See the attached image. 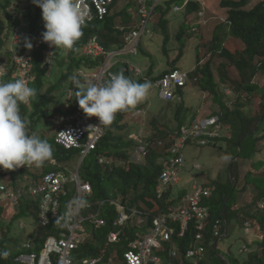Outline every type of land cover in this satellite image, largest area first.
<instances>
[{"label":"clouds","instance_id":"1","mask_svg":"<svg viewBox=\"0 0 264 264\" xmlns=\"http://www.w3.org/2000/svg\"><path fill=\"white\" fill-rule=\"evenodd\" d=\"M133 1L134 0H128L129 3ZM198 1L201 3V7L197 11L191 14L187 12V7L189 6V3L191 2V0H183L182 3H173L172 9L174 12L182 11V12H186L188 15H196V20L192 24V28L196 30L197 32L201 31L202 27L205 28V25L208 26L211 22H215V21L218 22L217 26L219 24H223L224 27L230 26L231 21L228 18V12H227V15L225 14L226 16L219 17L217 15H212V14L208 16L207 11H206L208 7L201 0H198ZM163 2L164 0H158V1L148 0L147 4H148L149 10L151 11V18L146 23H143L142 21L143 17L140 14L139 6L136 10L137 16L134 15L133 11L130 9L131 7H129L128 10L129 12L132 11L131 14H132L133 21L129 23L128 25L123 24L122 21H118L120 23L117 22L115 26L116 32L118 34H121L123 37L122 42L114 43L110 46V48L108 47L106 48L100 43L98 36L94 35L81 47L79 54H82L85 57H94V58L102 57L103 61L100 63V65L95 70L86 71L84 70L83 67H81L77 70L75 69L70 74L73 76L77 74V77L78 75H82L86 77V86L81 85L79 81H76V86L78 88V91L77 92L75 91L76 94L74 98H72L73 89L69 90L68 97L71 99V102H74V105L78 104L79 107L74 112L72 111L70 112L71 108L62 112L64 115H67V117H65V121L60 126H58L59 130L57 131L56 135L53 134V136L50 139H43L42 137L38 136V130L41 129L40 126L42 124V121L46 119L48 116L42 119V121L37 125V127L33 129L32 127H30V125H28L29 121L21 115L20 106L22 104L27 105L30 101L35 100L38 96L37 90L34 87L30 86V83L34 81L35 79V74L33 72V67H34L33 57L27 51V49L25 48V45L21 49L13 46L12 48L8 50L7 57H0V71H1V68H4V71H5L4 74H0V167H2L5 170H15L17 168L20 169L19 167H21V169L29 168L30 170L32 166H36L38 169L41 170V172L36 175L37 176L36 180L28 181L30 180V174H31V172H29L30 174H28L26 177L28 180L25 183L16 185L14 184L13 180L9 179L8 176H5L2 179H0V185L7 184V185H14V186H29L31 184L37 183V181L42 177V175L50 171H59L56 168L64 167V165H62L59 162V159L53 157V151H52L53 147H51V146H55L54 144H58L59 146L65 148L68 151H73L74 153L78 152L80 154V157L82 159H81L80 164L78 165L76 172L78 171V174L80 178L82 179V181L89 182L91 184L92 186L91 194L92 195L90 196V200L98 201L97 199L94 198V189H93L92 183L89 180H85L80 175V172H79L80 167L84 159L87 156L95 154L97 163L101 167H106V168L121 167L124 169H130L129 167L132 164L144 168L145 166L148 165L150 157L153 154H155L158 158L159 164L161 165V170L156 178V181H155L156 185H155V188L153 190V194L151 197H147V196L145 198L139 197L141 193L140 191L138 195L132 193L127 198H124L122 194L118 192V195L116 197L106 198L104 200L99 199V201H103L104 203V207L102 211L103 216H104L105 210L108 209V206H112L116 212L115 216L113 217L112 222L110 223L111 230H109L106 234V244L107 245L120 244L121 241H124L123 243L125 244V247L124 248L122 247L123 243L119 246V249L122 252L119 264H128L127 258L125 255L127 242L137 239L139 237H143L150 232V230L154 226L153 218L155 214L159 213L161 209H166L167 199L170 198L171 196H174V197H177V199H180L183 196H186L188 193H190L193 187L197 184H199V187L201 186L200 188H202L203 190L209 189L210 191V194L203 198V205H205L208 208V212H209V214L207 215L208 216L207 219L204 221L205 226H204V229L202 230L203 237H201L200 239L197 238V234L200 232V230L197 228L196 221H193L192 223H190L189 227L182 232H181L180 226L179 227L177 226L178 231L176 232V234H174L172 241H166L162 243L163 249H161L158 252L159 254L158 256L160 257L159 264H184L185 261H191L195 263L202 261L206 257H208L209 254L211 256L212 252L210 251V245L212 246L213 250L218 254V256H220L223 260H225L226 264H231L229 261V258L233 255H230L227 258L223 257L219 250L220 242L225 237L234 236L235 234L237 235V233H239V230L241 229H236L238 225L234 226L232 224L230 225V228H229L226 222V219H225L226 217L225 215H224V219H220V218L217 219L211 224V226L209 223L210 217H211V209L207 201L212 199L215 196L219 183L222 181L224 182V180H222L221 178L222 176L217 174L215 177L210 178L205 183H200L197 180H195L192 183V185L189 188H187L186 186H180L183 183V178L181 175V182L176 185H172L170 190H167L164 192L163 197H159L158 184H159L160 176L164 169L163 161L171 156L169 147L171 146L173 142L171 140L168 141L165 145V148H159L157 146H154L153 148L148 149V152L146 155L140 154V161L133 160V154L136 152V150L142 144V142H146L148 139L164 138L169 132L178 130L182 125L190 124L195 118H207L206 116L199 115L200 112H197V116L191 119L189 122H185L183 124L177 125V127H175L174 129H169L161 133L158 132L159 134L156 132L155 134L147 135L146 137L142 135V131L140 133H137L138 130L140 129L144 130V132L146 133L145 126L144 125L143 127L140 126L141 123L139 122L140 123V124L138 123L139 128L138 129L132 128V134L130 135L129 138L125 140L127 142H130V145L128 147L123 148L122 152L124 151V155L95 153L98 150V147L106 134L105 127L110 126L114 122L116 115L118 113H122L127 110L129 111L130 108H134L136 105L142 102L149 93V90L151 88V83L153 85L152 86V91H153L156 87L154 85L155 82L158 81L160 78H162L166 73L171 72L174 69H178L181 72H183L181 69H179V67L176 66L169 70L168 69L164 70L163 71L164 74L161 77L155 79V78H152V76L150 75V72L144 73L143 70L139 68L138 66H135L134 64H131V63L128 64L126 62L123 64L122 69H124L125 74L128 75L129 78L126 77L123 73L118 74L112 70L113 64L111 63V59L117 53H121L120 50L125 49L126 51L133 53L132 51L129 50L128 45H127V40H126L127 36L132 31L138 30L142 32L140 36L139 44L137 47V53H133L134 55H138L139 46L141 45V39L144 35L150 38H153L154 36L153 29L151 30V28H149V24L153 23V17H155L156 13L158 12L156 7L158 6V4L162 5ZM33 3L42 9L43 18L39 19V21L37 22V27L35 28L34 31L36 34L35 46L37 48H42V65L48 66V73L46 74V77L48 76L50 71L54 68V66H57L55 62V59H56L55 56H56L57 49H61L65 55H68L70 51H75L76 50L75 45L81 39L83 35L84 27L88 26L94 20H97V19L103 20L106 17L112 16L116 14L117 12L124 9L121 6V0H113L107 6L108 12L103 17H100L96 8H93L92 15H89L88 17L86 10L81 6L82 0H30V3L28 4V6ZM177 7H180V8L177 9ZM26 12H28V10ZM26 12L19 13L17 16H20V18L22 19L23 18L22 14ZM200 12H203V14H200ZM223 19L227 21H224ZM20 29L21 28L11 31L13 33L11 36V39L14 42V44L22 43L23 36H20L19 34ZM41 36H43L44 42L39 43V39L41 38ZM19 39H20V43L17 42V40L19 41ZM26 46L28 48H31L32 44L29 42L26 44ZM112 46H114L115 48H119V49L114 50L113 53L110 54L109 52L111 51ZM47 49L53 50L52 61L50 63L44 64L43 63L44 54H45V50ZM204 52H202V55H200L199 63H205V59L203 57ZM16 54L18 56H25L27 59H29L30 70L28 74L24 77L21 76L22 74L21 65H20V62L16 58ZM57 67L60 68L59 66ZM137 69H139V72H137ZM63 71L67 73L66 66L64 67ZM58 73H59V77L57 80H60V71H58ZM186 74L188 75V81L186 82L185 85L175 88V97H176L177 88H183V87H186L189 83L194 84L198 82V80H195V78L193 77L192 79H190V73H186ZM9 76L14 81L7 82V78ZM100 76L102 77V80H99ZM135 77L137 78V80ZM139 77L142 78L141 80L150 81L149 78H151L153 81L152 82L150 81L151 83L148 81L139 82L138 81ZM67 81L70 84V79H68ZM253 82H254V79H253ZM158 89L160 92V96L163 97L161 94L160 88ZM222 90H223V94L224 93L226 95H231V93L234 94V91L231 89L230 86H225L223 87ZM238 95L240 94L238 92L237 93L235 92V96H236L235 98H237ZM49 96H51V94ZM259 97L263 98L260 93H259ZM53 98L55 100V97ZM224 98H225V95H224ZM173 99H170V100H173ZM246 108L248 110L247 106ZM49 109H50V104L48 105V112L50 113ZM128 111L123 116L124 119L126 118L125 116L128 115L127 114ZM131 113L133 117H138V115L143 116V114H146L147 110L145 108H139L138 110H135ZM84 116L90 118L91 120L95 122L99 118L100 124L103 125L104 135L102 139L99 141V143L97 144L96 149L92 150L90 153H88L86 156L83 157L82 155L83 147H75V146L66 147L60 141H58V138H59V133L61 132L62 128H64L66 125L75 124L80 118H84ZM220 116L221 115H218L219 117L218 123L221 125V136L220 138L216 139L214 142L209 143L207 145H217V146L224 145L223 139H224V133L226 130H225L223 122L221 121ZM95 117H98V118H95ZM131 126H132V123H131ZM114 130H118V129L115 128ZM256 130L257 128H255L253 132ZM249 134H247V136ZM114 135L121 136V135H116L115 133ZM247 136H243L242 138L244 139ZM242 138H241V141L243 140ZM192 144H197L198 146H206V145L199 144L196 142H188L186 145H184L183 152L185 155V163H186V169L184 170V172L188 171L186 148L188 146H191ZM239 149L241 150V144H240ZM101 156L111 159L112 163L109 165L101 164L99 162V157ZM237 159L239 162V159H240L239 155L235 157V160ZM52 160H55L56 164H53L51 162ZM251 160L253 161L254 158L250 159V161ZM195 164H199L200 167L194 166ZM192 167L199 169V170L202 169L201 164L198 162H194ZM61 171L65 172V174L68 176L66 169L61 170ZM228 174H230L231 180L233 181V184L235 185V189L232 192V195L234 197L231 200L233 201L232 204L234 205V209H241V208L245 209L243 212L239 213V217L241 219V223L239 225L244 224L243 230H245L246 233L248 234L254 233L253 235L250 236V238L246 241V243L240 249V253H245V257L242 260H240L234 256L238 260V264H245L249 256L258 247L257 241H262L264 239V234L260 230V225L255 219V217H253V214H255L256 212L264 210V203H262L264 201V198H260L259 200H256V205L255 203L252 202L247 207L235 208V204H236V201L238 200L239 193H240V191L238 190L239 178L235 179L231 170ZM69 178H72V177H69ZM69 187L71 188V192L73 193L74 190L76 189V183L71 182ZM244 187L245 189H248V187H252V185L246 187V182H245ZM71 195H69L68 197H70ZM112 200L123 203L128 208H136L140 211L143 210L147 212L148 213L147 224L144 227L139 228V229L138 227H135V228L127 227L128 234H129L128 238H125L124 240H121L118 242L109 241V238H108L109 233L113 231L114 220L119 214L117 210V206L111 203ZM227 201H228V198H227ZM149 203H151V205H149ZM17 204L18 205L20 204L21 206H25V205L30 206L31 210L34 213V217H35V214L37 213V217H35L36 222L46 230L45 234L44 235L41 234L40 236L41 242L23 243L22 250L20 253H23L25 249H27L29 252H37L40 254L43 250L44 244L47 241V239L51 236H54L53 230L57 228V226L59 225V222L57 220H52V222L48 225L41 224L40 219H39L40 209L38 206V198L35 196H31L29 194H26L22 199L19 200V202H17L14 205H12L11 203L10 205H6L4 203L3 206H1L0 230L2 231L4 236L2 239H0V241H3L4 239H6V235L12 238V236L10 235V230L8 226H4V223L6 222L7 219H14L20 214V211H18L15 207ZM251 206L252 207L255 206V208L252 210ZM104 217L107 219V223H109L108 218L106 216ZM218 223L220 224V229L217 234L215 231V225H217ZM87 226L92 227L91 225H87ZM192 226H194L195 228V233L192 239L187 240L185 239L187 232L189 231V228ZM19 227L21 229L25 228L26 223L21 221L19 224ZM94 228L100 229L101 227L100 228L94 227ZM136 228L137 230H139L138 234H135ZM131 230L134 231L132 235L130 234ZM89 233L92 236V233L91 232ZM91 239L92 237L87 240H91ZM185 243H187V245L185 246V249H183L181 245ZM28 244L30 246L29 247L27 246L26 248L25 246ZM201 248H203V250H201ZM75 250L73 254L75 253ZM20 253L18 254V256L20 255ZM7 256H8L7 251H0V258H6ZM17 257L15 258L16 264H18ZM93 258L100 259L98 262L99 264L102 261H104L105 254L103 256H96ZM84 259L86 258H82L81 261L83 262ZM72 260H73V256H72ZM113 261H114V258L111 256L109 257V262L105 264H109L110 262H113Z\"/></svg>","mask_w":264,"mask_h":264},{"label":"trees","instance_id":"2","mask_svg":"<svg viewBox=\"0 0 264 264\" xmlns=\"http://www.w3.org/2000/svg\"><path fill=\"white\" fill-rule=\"evenodd\" d=\"M11 2L12 0H5L4 4L7 7L12 4ZM182 2L183 0H168V10H164L163 3L162 5L158 4L156 9L163 14H167L173 3ZM220 3L223 7L227 8L228 18L231 21V24L228 27H223V24H219L217 26V33L212 40L213 56L205 63H199V59L191 76L193 78H197V84L200 88L207 91L208 97L205 102L206 106L204 105L205 111L199 113V115L206 117L221 115V121L226 126H229V129L231 130L230 135H224V139L232 146L231 157L233 160L228 166L227 172L229 173L231 170L235 179H237L239 166L238 159L235 160V157L239 155L240 158L252 159V157L243 155L245 148L249 150L251 146H254L256 155L259 152V145L261 141H264V100L261 102V105H263L262 113L253 116L248 113L241 95H238L237 98L234 99L232 102L234 107H231L230 103H228L224 98L222 85H224V87L228 85H235V87L247 92L248 94L258 91L264 99V92H260L258 84L253 82V79L258 73L264 75V0H221ZM129 7L130 5L103 20H94L88 26L84 27L83 35L75 45V51H70L68 55H65L61 49H57L55 62L57 66L62 69V72L60 73V80H57V83L54 82L48 87L45 86L48 66L42 65V48H37L35 46L36 34L34 30L37 27L39 19L43 18L42 9L33 3L27 6L28 12L22 14V19L20 16H16L14 18L13 15L7 14L6 16L9 18V21L6 22L1 20V17L3 16H0V47L6 41L5 35H9V31H14L18 28L22 29L23 26H29L30 28V33H28L29 36L27 35L26 38H23L28 41L27 43L30 42L32 44L31 48H28L26 45L25 48L33 57V72L35 74V79L30 83V86L37 90L38 96L27 105L22 104L20 106L21 115L29 121L28 125H30V127L35 129L42 119L51 115V113L48 112V105L50 101L54 100L53 97L55 96L49 95H52L53 92L62 88L63 84L68 79H70L71 88L76 92L78 91L76 81H79L81 85L86 86V77L82 75L74 77L70 74L75 69L77 70L81 67L88 68L86 71L95 70L103 60L102 57H85L82 54H79L81 47L94 35L98 36L100 43L106 48H110V46L114 43L122 42L123 37L121 34L116 32L115 26L118 21H122L123 24L127 25L133 21L132 14L128 10ZM200 7L201 3L198 0H191L189 6L187 7V12L191 14L197 11ZM118 18H120V20H118ZM161 22L163 25V31L165 30L164 33L166 35L165 43H168V40L170 39V35L167 32L166 27L168 20H165L164 15L161 17ZM238 43H240V45L243 44L241 50L232 51L228 47L229 44ZM217 54L224 60L219 63L217 70H215L213 67V58ZM180 55L182 57L183 54ZM180 58L175 60L176 64ZM65 66L67 67V73L63 71ZM230 66H234L238 69L241 74L240 82L232 80L229 72ZM163 74L164 72L153 78L157 79ZM10 81L14 80L9 76L7 78V82ZM78 107V104L74 105L71 107L70 112H74ZM127 111L118 113L114 122L110 126L105 127L106 134L95 153L124 155V151L122 152V150L123 148L128 147L130 142L124 141L122 136H115L113 131L115 128L118 130H123L125 128V126L121 123L124 119L123 116ZM196 114H194V116ZM180 116V114H177V117ZM189 117L194 118L190 114ZM179 121L180 119L178 118V122ZM255 128H257V130L253 132ZM247 134L249 135L247 136ZM243 136L253 138V141L248 142L246 141V138L241 141ZM240 144L241 150L239 149ZM54 145L55 146H51L53 147V157L59 160L67 159L74 153L73 151L66 150L58 144ZM260 149L263 152V148ZM254 161L253 166L245 175V182L246 187L252 185V188L255 191L254 197L256 200H259L260 198H264V159L258 158ZM129 168L130 169L114 167L110 168L107 172H104L103 167L97 163L96 156L94 154V160L89 163L88 167H86V174L83 178L92 183L94 198L97 200L116 197L118 192H120L124 198H127L132 193L138 195L140 191L141 193L139 197L145 198L147 191L154 190L156 178L161 170V165L158 162L157 156L153 154L150 157L148 165L144 168L133 164ZM29 172V168L5 170L0 167V179L8 176L9 179L13 180L14 184L20 185L28 180L26 177L30 174ZM105 175L108 176L107 179H104ZM107 180L109 181L107 182ZM234 189L235 185L231 180L230 174H228V179L219 183L215 196L207 201L211 209L209 222L210 226L217 219H224V215L226 216L225 219L229 228L231 224L237 226L241 223L239 213L243 212L245 209H234L233 204L229 205L234 197L232 195ZM149 205H151V203H149ZM115 214L116 212L114 208L112 206H108V209L104 212V216L108 218L109 223L100 229L87 226L88 231L92 233V239L86 240L75 250V253L73 254L74 261H81L82 258L88 259L96 256H103L104 254L106 258L107 254V262H109V257L112 256L114 258V261L109 264L120 263L122 252L119 248L114 254H111V252H108L105 249L109 246L106 244V234L109 230H111L110 223L112 222ZM35 217H37V213L35 214ZM253 217H255L259 223L260 230L264 234V210L256 212L253 214ZM133 232L134 231L131 230L130 234L132 235ZM194 233L195 228L192 226L189 228L185 239H192ZM123 242L124 241H121L119 245ZM19 245V242L13 240L9 236H7V238L3 241H0V251L8 252V256L6 258H0V264H16L15 258L21 252ZM186 245L187 243L181 245V247L185 249ZM257 245L258 247L249 256L245 264H264V239L262 241H257ZM122 247H125L124 243L122 244ZM210 251L212 252L211 256L209 254L204 260L196 263L185 261L184 264H226L225 260L218 256L211 245ZM229 261L231 264H238V260L234 256H231Z\"/></svg>","mask_w":264,"mask_h":264},{"label":"built area","instance_id":"3","mask_svg":"<svg viewBox=\"0 0 264 264\" xmlns=\"http://www.w3.org/2000/svg\"><path fill=\"white\" fill-rule=\"evenodd\" d=\"M113 0H82V7L86 10L88 17L92 15L93 8H96L100 17L108 12V5ZM158 1V0H155ZM143 23L151 18V11L148 8V0H136ZM180 7H177L179 9ZM203 14V12H200ZM224 21H227L223 19ZM142 32L132 31L126 38L130 51L137 53L140 36ZM44 42L43 36L39 43ZM53 50L47 49L44 54V64L52 61ZM17 60L21 65V76L24 77L30 70V62L25 56H18ZM139 72V69H137ZM1 68L0 74H4ZM112 75V74H111ZM99 80H102L100 76ZM197 80V78H195ZM188 81V75L178 69L166 73L155 82L160 88L164 98L170 100L175 97V88L183 86ZM141 112V111H140ZM218 116L207 118H195L190 124L182 125L178 130L169 132L166 137L148 139L138 147L133 154L134 161H140V154L146 155L148 149L157 146L165 148L168 141L173 143L169 147L171 156L163 161L164 169L159 179V197H163L165 191L170 190L172 185L181 182V175L186 169L184 145L188 142H196L207 145L214 142L221 136V125ZM104 135L103 125L99 118L95 122L84 116L75 124L66 125L59 133L58 141L66 147H83V157L96 149L97 144ZM56 164L55 160L51 161ZM99 162L109 165L112 160L101 156ZM194 166L200 167L199 164ZM23 167V166H22ZM21 168V167H19ZM76 183V189L69 196L70 183ZM197 184V183H196ZM201 187V186H200ZM199 184L195 185L190 193L180 199L171 196L167 199L166 209H161L153 218L154 226L148 234L139 237L126 244L125 255L128 264H159L158 252L163 249V242L172 241L174 234L180 226L181 232L186 230L190 223L197 222L200 232L197 238L203 237L204 221L209 214L208 208L203 205V198L210 194L209 189H202ZM92 186L80 178L78 171L69 178L63 171H50L29 186L0 185V211L5 202L12 205L19 202L26 194L38 198L40 209L39 219L43 225H48L52 220H57L59 225L53 230L54 236L47 239L42 252H29L27 249L17 257L18 264H72V256L75 249L92 236L87 231V225L100 228L107 224V219L102 215L103 201H92ZM68 197V198H67ZM177 199V200H176ZM117 206L119 212L113 223V231L109 233V241L118 242L129 237L127 227L142 228L147 224L148 213L136 208H128L125 204L111 201ZM160 207V206H159ZM1 219V213H0ZM178 226V227H177ZM1 227V226H0ZM220 224L215 225L218 234ZM139 230L135 231L138 234ZM4 234L0 230V239ZM30 245H26L27 248ZM203 250V248H201ZM100 259H84L83 264H98Z\"/></svg>","mask_w":264,"mask_h":264},{"label":"rangeland","instance_id":"4","mask_svg":"<svg viewBox=\"0 0 264 264\" xmlns=\"http://www.w3.org/2000/svg\"><path fill=\"white\" fill-rule=\"evenodd\" d=\"M207 7V15H217L219 17L227 15V8L223 7L220 3L221 0H201ZM166 2V3H165ZM5 0H0V16L3 21L8 22L9 18L6 16L7 14L13 15L15 18L18 13L26 12L27 6L30 3V0H12V4L9 6H5ZM128 0H121L122 8H125L127 5H130V9L133 11L134 15L137 16L136 10L138 8V4L136 0L129 3ZM164 10H168L167 1L164 0ZM131 11V12H132ZM167 13V12H166ZM226 14V15H225ZM162 15L165 16V20H168L167 32L170 35V41L165 43L166 35L165 30L163 31V25L161 22ZM120 20V18H118ZM196 20V15H188L186 12H174L172 6L170 7L167 14H163L162 12L158 11L153 17V23L149 24V28L153 29L154 36L150 38L144 35L141 39V45L139 46V53L138 55H134L131 52L126 51L125 49L120 50L121 53H117L111 59L112 70L116 73H123L126 77L129 78L128 75L125 74L124 69H122L123 64L131 63L135 66H138L143 70L144 73L151 72L152 78L157 76L160 72L164 70H169L174 68L178 65L179 69L183 72L190 73V79H192V72L194 71L195 67L198 64V59L202 52H204V59L205 62L209 61L213 56L212 51V35H213V27L217 23L216 21L210 23L207 28L201 29V31H196L192 28V24ZM26 23V22H25ZM120 23V22H118ZM224 27V26H223ZM30 31L29 26H23L21 32H19L20 36L24 38L29 36L28 33ZM203 31V32H202ZM24 33V34H23ZM12 32L9 31V35H5V42L0 47V57H7L8 50L13 46L17 48H22L28 41L22 39L21 44H14L11 39ZM23 34V35H22ZM18 43H20L17 40ZM228 47L232 50H241L243 44H229ZM16 49V48H14ZM119 48H115L114 46L111 47L110 54L113 53L114 50H118ZM180 54H183L181 57ZM181 57V58H180ZM180 58L178 63L174 61L175 59ZM224 59L221 58L218 54L215 55L213 58V67L217 70V67L221 61ZM175 62V64H174ZM152 67V69H151ZM88 68H84L87 70ZM151 69V71H150ZM53 71V72H52ZM62 72V69L54 66V68L50 71L48 76L46 77V87L53 84L59 77V73ZM230 76L233 81H239L241 79V74L239 73L238 69L234 66L229 67ZM77 77V74L74 75ZM257 78H254V82H264V78L262 77L261 73H258ZM136 78V77H135ZM132 79V78H131ZM142 78L139 77V82H152L151 78L149 80H141ZM137 80V78H136ZM56 81L55 83H57ZM150 82V83H151ZM236 84V83H235ZM152 83L151 88L149 90L148 95L144 98L142 103L145 104L147 109V113L144 117H139L135 120L129 117V115L125 116L126 118L122 121V124L125 126L123 130H114L116 135L123 136L124 141L130 137L132 134V128L138 129L139 125L137 121H141V125L143 127V122L145 121V127H150L152 124V120L157 118L160 122L164 123L165 126H169L172 124H177L178 118H174V114L178 108H183L184 104L187 103L188 99L192 96L191 102L192 104L197 102H203V93L200 92L199 85L197 83H189L186 87L177 88L180 89L176 92V97L171 100H165L163 97H160V92L157 87L152 91ZM234 91V94L225 95V100L230 103L231 107H234L233 101L235 99V92L241 95V98L244 100V106L248 107V113L254 115H258L262 113L263 105L261 102L264 100L263 98L259 97V93L256 91L252 94H248L245 91L240 90L239 88L235 87V85H228ZM45 87V88H46ZM224 85H222V88ZM72 89L71 85L67 81L63 84V87L60 88L58 91L52 93L51 96H55V100L51 101L50 104V113L52 115L48 116L46 119L42 121L41 129L38 130V136L42 137L43 139H50L53 134L56 135L59 127L64 121L67 115H64L62 112L70 109L74 106V102H71V99L68 97L69 90ZM182 92V93H181ZM75 91L73 90L72 98L75 97ZM197 106L193 110H191L190 115L194 116L197 112ZM186 110V109H185ZM184 112V110H183ZM139 116V115H138ZM98 118V117H95ZM132 123V126H131ZM246 141H253V138L246 137ZM114 148V147H113ZM260 148H263V152ZM244 156L252 157V159L263 158L264 159V142L260 143L259 145V152L255 155L254 146H251L248 149L245 148ZM243 156V157H244ZM255 156V157H254ZM186 157H187V165L188 171L182 174L183 183L180 186H186L189 188L192 183L197 180L200 183H205L212 177H215L217 174L222 176V180L226 181L228 178V166L232 162L231 151H229V143L227 142L225 145H206V146H198L197 144H192L186 148ZM81 157L78 152H75L71 155V157L59 160V162L64 165V167L56 168L57 170L61 171L66 169V172L69 177H72L73 174L76 172L78 165L81 162ZM94 155L87 156L81 167H80V175L85 177L86 174V167H88L90 162H93ZM250 161L249 158H240L238 162L239 170H238V190L240 191L238 200L236 201L235 208L239 207H247L252 202L256 205V199L254 197L255 191L252 187H248L245 189V175L248 170L253 166L255 161ZM194 162H198L201 164L202 169H196L192 167ZM252 162V163H251ZM110 168L103 167V171L107 172ZM264 171V168H263ZM31 175L30 180L33 181L37 179V174L41 172L36 166H32L30 169ZM36 174V175H34ZM108 176L105 175L104 179H107ZM109 180H107L108 182ZM69 195L72 194L71 188H68ZM153 191H147L146 196L151 197ZM250 202V203H249ZM233 201L229 205H231ZM264 203V201L262 202ZM6 205H10L9 202H5ZM20 214L15 217L14 219H7L4 223V226H8L10 230V235L12 238L19 242L20 249L22 250L23 243H37L41 242V234L44 235L46 230L40 226L34 217V213L31 210V207L28 205L21 206L20 204L15 206ZM255 208L251 206L253 210ZM257 209V208H256ZM24 211V212H23ZM23 221L26 223V227L21 229L19 227L20 222ZM13 222V223H11ZM11 223V224H10ZM10 224V225H9ZM236 229L239 230L237 235L230 237H225L220 242V252L221 255L227 258L230 255L237 257L238 259L242 260L245 257V253H240V249L246 243V241L250 238L252 234L246 233L243 225H238ZM242 236V237H241ZM7 238V235H6ZM119 244H111L107 246L105 249L111 254H114L118 248ZM109 247V250H108ZM108 261V255L106 254V258L103 262L99 264H105ZM73 264H83L82 261H74Z\"/></svg>","mask_w":264,"mask_h":264},{"label":"crops","instance_id":"5","mask_svg":"<svg viewBox=\"0 0 264 264\" xmlns=\"http://www.w3.org/2000/svg\"><path fill=\"white\" fill-rule=\"evenodd\" d=\"M217 22V21H216ZM211 23H213V22H211ZM217 24H218V22L215 24V26L213 27V35H212V40H213V38H214V36H215V34L217 33ZM208 26L207 25H205V28H207ZM230 40V39H229ZM178 66V65H177ZM163 72V71H162ZM262 77L264 78V75L262 74ZM257 78V77H256ZM257 84H258V86H259V90H260V92H264V82H262V83H260V82H256ZM199 88H200V86H199ZM180 89H178L177 91H179ZM200 92H202L203 93V99H204V101L203 102H197V103H194V104H192V102H191V98H192V96L188 99V101H187V103L186 104H184L185 106L182 108H179V109H177V111H176V114H174V118H179L180 119V121L179 122H177V124H172L171 123V125H169V126H165L164 125V123H162V122H160L157 118H154L152 121V124L150 125V127H145V130H146V133L144 132V130H142V129H140V130H138V132L137 133H140L141 131H142V135H144L145 137L147 136V135H151V134H155L156 132L158 133H161V132H165L166 130H169V129H174L175 127H177V125H180V124H183V123H185V122H189L191 119H193V118H190L189 117V114H190V112H191V110H193L194 108H196V106H197V112H204L205 111V102L207 101L206 100V98L208 97L207 96V91H204L202 88H200ZM182 93V92H181ZM161 97V96H160ZM163 99H165V98H163ZM165 100H167V99H165ZM168 101H171V100H168ZM205 105V106H204ZM139 108H145L146 109V107H145V104L144 103H142V102H140L138 105H136L134 108H130L129 109V111H128V115L130 116V117H132L133 118V120H135V119H137V118H139V117H144V115L145 114H143V116L142 115H139L138 117H133L132 116V113L131 112H133V111H135V110H138ZM186 109V110H185ZM147 110V109H146ZM183 110H184V112H183ZM196 112V113H197ZM195 113V114H196ZM177 114H180L181 116L180 117H177ZM197 116V114L195 115V116H193V117H196ZM141 123V121H137V123ZM139 123V124H140ZM145 124H146V122L144 121V123H143V125L145 126ZM224 124V123H223ZM140 126H142V125H140ZM224 127H225V133H224V135H226V134H228V135H230V132H231V130L229 129V126H226L225 124H224ZM136 131V130H135ZM135 131H133V132H135ZM158 133V134H159ZM227 137H230V136H227ZM224 140V142H223V144L225 145L228 141L227 140H225V139H223ZM264 141H261V143H263ZM229 143V142H228ZM240 147V146H239ZM231 148H232V146H231V144L229 143V151H232L231 150Z\"/></svg>","mask_w":264,"mask_h":264},{"label":"water","instance_id":"6","mask_svg":"<svg viewBox=\"0 0 264 264\" xmlns=\"http://www.w3.org/2000/svg\"><path fill=\"white\" fill-rule=\"evenodd\" d=\"M243 139V138H242Z\"/></svg>","mask_w":264,"mask_h":264}]
</instances>
